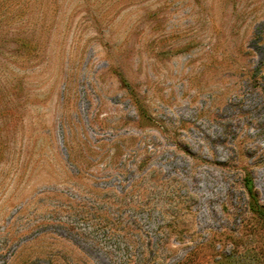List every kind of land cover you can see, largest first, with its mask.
I'll use <instances>...</instances> for the list:
<instances>
[{"label": "rangeland", "instance_id": "obj_1", "mask_svg": "<svg viewBox=\"0 0 264 264\" xmlns=\"http://www.w3.org/2000/svg\"><path fill=\"white\" fill-rule=\"evenodd\" d=\"M0 264H264V0H0Z\"/></svg>", "mask_w": 264, "mask_h": 264}, {"label": "trees", "instance_id": "obj_2", "mask_svg": "<svg viewBox=\"0 0 264 264\" xmlns=\"http://www.w3.org/2000/svg\"><path fill=\"white\" fill-rule=\"evenodd\" d=\"M245 187H246L248 193H249L250 195H252V193H253V188H252V182H251L250 179H246V180H245ZM254 206H255L254 208H256V211H257V212H260V208L256 205L255 202H254Z\"/></svg>", "mask_w": 264, "mask_h": 264}]
</instances>
